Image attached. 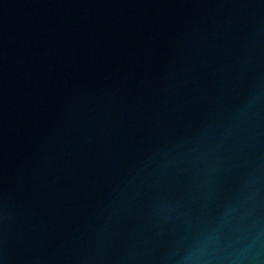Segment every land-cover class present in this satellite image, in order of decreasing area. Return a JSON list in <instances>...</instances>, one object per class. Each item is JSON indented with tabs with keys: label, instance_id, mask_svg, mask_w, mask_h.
Listing matches in <instances>:
<instances>
[{
	"label": "water",
	"instance_id": "1",
	"mask_svg": "<svg viewBox=\"0 0 264 264\" xmlns=\"http://www.w3.org/2000/svg\"><path fill=\"white\" fill-rule=\"evenodd\" d=\"M0 264H264V0H0Z\"/></svg>",
	"mask_w": 264,
	"mask_h": 264
}]
</instances>
